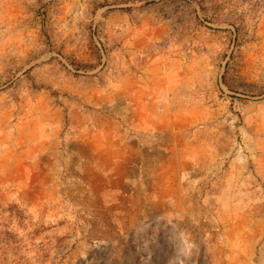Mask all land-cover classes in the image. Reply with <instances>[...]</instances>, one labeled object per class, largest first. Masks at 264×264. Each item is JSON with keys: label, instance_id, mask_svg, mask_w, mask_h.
I'll return each mask as SVG.
<instances>
[{"label": "rangeland", "instance_id": "374dc122", "mask_svg": "<svg viewBox=\"0 0 264 264\" xmlns=\"http://www.w3.org/2000/svg\"><path fill=\"white\" fill-rule=\"evenodd\" d=\"M0 264H264V0H0Z\"/></svg>", "mask_w": 264, "mask_h": 264}]
</instances>
